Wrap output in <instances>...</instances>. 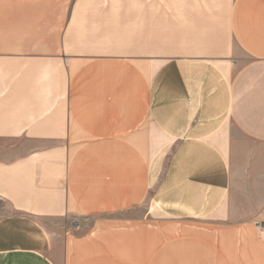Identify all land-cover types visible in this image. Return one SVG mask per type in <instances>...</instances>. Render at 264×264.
<instances>
[{"label":"crops","instance_id":"obj_1","mask_svg":"<svg viewBox=\"0 0 264 264\" xmlns=\"http://www.w3.org/2000/svg\"><path fill=\"white\" fill-rule=\"evenodd\" d=\"M264 0H0V264H264Z\"/></svg>","mask_w":264,"mask_h":264},{"label":"built area","instance_id":"obj_2","mask_svg":"<svg viewBox=\"0 0 264 264\" xmlns=\"http://www.w3.org/2000/svg\"><path fill=\"white\" fill-rule=\"evenodd\" d=\"M262 233H264V223H258L257 225Z\"/></svg>","mask_w":264,"mask_h":264}]
</instances>
